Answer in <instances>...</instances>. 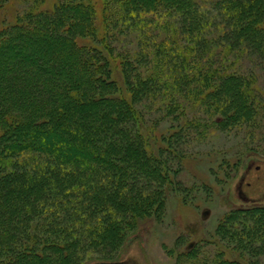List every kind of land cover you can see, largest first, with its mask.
Returning <instances> with one entry per match:
<instances>
[{"label":"trees","instance_id":"16d2710c","mask_svg":"<svg viewBox=\"0 0 264 264\" xmlns=\"http://www.w3.org/2000/svg\"><path fill=\"white\" fill-rule=\"evenodd\" d=\"M24 1L0 23V55L13 54L0 73V264H78L88 245L116 248L132 219L160 218L183 131L264 134V0ZM50 37L58 47L36 44ZM147 62L152 72L138 73ZM156 100L171 134L155 150L139 120ZM214 237L211 252L170 253L176 264H264V206L228 212Z\"/></svg>","mask_w":264,"mask_h":264},{"label":"rangeland","instance_id":"374dc122","mask_svg":"<svg viewBox=\"0 0 264 264\" xmlns=\"http://www.w3.org/2000/svg\"><path fill=\"white\" fill-rule=\"evenodd\" d=\"M54 2L55 0H46L41 7L48 9ZM28 4L29 2L24 0H13L0 12V23L6 16H15L16 12L20 13L27 9ZM41 39L43 42L37 38L36 44L43 43L52 47H58L60 44L53 37ZM82 42L89 43L85 40ZM17 44L29 57L37 56L36 44L33 45L34 51L24 42L19 41ZM11 54L6 52L0 55V73L4 70L3 61L5 58H12ZM137 67L138 73L147 75L152 72L150 63L138 64ZM63 70L66 77L73 76L77 71L73 62ZM83 73L79 71L77 74ZM113 73L121 96L130 101L131 95L126 90L121 70L116 68ZM157 104L156 100V104H149L148 107L142 105V119L139 120L141 134L147 140V144L155 150L162 144V137L169 133L168 128L171 125L169 118L163 119V114H159L162 111H157ZM151 106L154 107L151 109ZM206 113L202 110V115H206L203 121L209 119ZM261 131L263 130L257 129L253 133L245 126L227 131L212 128L204 133L195 132L192 128L183 131L184 139L182 138L180 142L184 141L182 147L185 154L180 166L176 163L170 164L171 174L165 190L164 213L160 218L150 216L132 219L130 221L132 227L111 252L103 245L86 246L78 264H91L104 258L111 260L112 263L122 264H176V253L171 254V250H189L204 243L209 244L206 248L211 252L215 248L213 244L219 242L218 238L214 237L218 225L228 212L235 208L264 206V137H261L264 134H261ZM57 132L60 137L73 139L70 131L65 128L57 129ZM43 135L44 133L39 132L37 137L43 138ZM175 139L177 137L173 140ZM260 139L262 142H258ZM79 141L73 140V143L81 146ZM55 144L68 147V143L60 138L55 139ZM226 161H232V165L227 167ZM235 161L237 165L234 167ZM219 247L224 248V245L219 244ZM260 260L264 262V255ZM31 262L33 259H28V263Z\"/></svg>","mask_w":264,"mask_h":264},{"label":"water","instance_id":"95a60500","mask_svg":"<svg viewBox=\"0 0 264 264\" xmlns=\"http://www.w3.org/2000/svg\"><path fill=\"white\" fill-rule=\"evenodd\" d=\"M97 264H119V263L103 262V263H97Z\"/></svg>","mask_w":264,"mask_h":264}]
</instances>
